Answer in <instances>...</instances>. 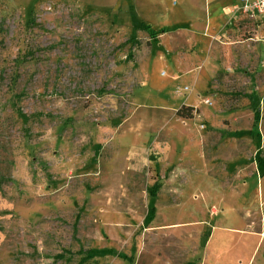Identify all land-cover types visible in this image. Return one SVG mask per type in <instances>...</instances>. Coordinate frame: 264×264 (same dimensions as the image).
<instances>
[{
  "label": "rangeland",
  "instance_id": "1",
  "mask_svg": "<svg viewBox=\"0 0 264 264\" xmlns=\"http://www.w3.org/2000/svg\"><path fill=\"white\" fill-rule=\"evenodd\" d=\"M222 6L0 0V264H264V28Z\"/></svg>",
  "mask_w": 264,
  "mask_h": 264
},
{
  "label": "built area",
  "instance_id": "2",
  "mask_svg": "<svg viewBox=\"0 0 264 264\" xmlns=\"http://www.w3.org/2000/svg\"><path fill=\"white\" fill-rule=\"evenodd\" d=\"M243 17L264 28V0H238L233 5L230 21L240 20ZM205 102L208 103L209 100Z\"/></svg>",
  "mask_w": 264,
  "mask_h": 264
},
{
  "label": "crops",
  "instance_id": "3",
  "mask_svg": "<svg viewBox=\"0 0 264 264\" xmlns=\"http://www.w3.org/2000/svg\"><path fill=\"white\" fill-rule=\"evenodd\" d=\"M238 0H211V2L213 3V6H217V5H221L223 4L222 8H221V11H220V16L222 17V19H225V23H230L232 21L231 20V17H232V9H233V5L237 2ZM218 10H215V12H217ZM242 20H247L245 19L244 17L241 19ZM214 36V35H212ZM211 36V37H212ZM190 72V71H189ZM185 106H188L187 104H185ZM170 112H172L173 114L176 113V108H170L169 109ZM131 119L128 118L126 119V121H129ZM183 119V118H182ZM127 156H131V155H127Z\"/></svg>",
  "mask_w": 264,
  "mask_h": 264
},
{
  "label": "trees",
  "instance_id": "4",
  "mask_svg": "<svg viewBox=\"0 0 264 264\" xmlns=\"http://www.w3.org/2000/svg\"><path fill=\"white\" fill-rule=\"evenodd\" d=\"M193 111V106L183 105L180 109H178L177 115L181 118H193Z\"/></svg>",
  "mask_w": 264,
  "mask_h": 264
}]
</instances>
